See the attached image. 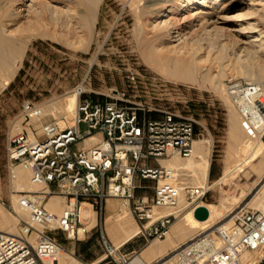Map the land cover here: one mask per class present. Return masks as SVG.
<instances>
[{"label":"built area","instance_id":"1","mask_svg":"<svg viewBox=\"0 0 264 264\" xmlns=\"http://www.w3.org/2000/svg\"><path fill=\"white\" fill-rule=\"evenodd\" d=\"M224 85L246 135L263 139L264 80L228 77ZM83 93L76 104L74 124L61 127L56 121L45 122L39 132L33 131V137L22 130L9 141L12 176L18 167L27 169L38 188L19 191L17 201L9 205L10 212H24L26 217H21L17 234L0 231V264L57 260L66 249L55 233H63L70 240L78 238L79 230L85 228L84 203L101 210L110 197L128 206L132 203L131 211L140 223L138 233L148 241L166 237L181 214V190L172 183L160 159L192 156L195 141L202 135L197 132L196 119L174 108H153L159 114L152 116L144 107L130 105L125 93L118 91L102 100ZM23 112L24 120L41 115L32 101L23 104ZM87 139H91L89 145L85 144ZM137 179L156 182L151 200L147 196L136 198V188L142 186ZM182 190L193 210L208 191L188 185ZM54 195L66 200L60 215L46 207ZM153 207H173L174 211L155 214ZM101 234L107 262L130 264L131 258L108 240L103 229ZM245 252L254 259L247 260ZM172 257L175 264H264V212L242 207L227 223L181 244Z\"/></svg>","mask_w":264,"mask_h":264},{"label":"rangeland","instance_id":"2","mask_svg":"<svg viewBox=\"0 0 264 264\" xmlns=\"http://www.w3.org/2000/svg\"><path fill=\"white\" fill-rule=\"evenodd\" d=\"M63 1L72 5L69 0H33V2L28 0L26 4L30 3L35 7L37 6L40 9L38 11L39 9L32 8V5L21 4L25 8V11H22L24 16L18 17L16 28L19 31L18 36H21L26 42L25 53L17 72L9 84L0 91V208L5 210L4 213L15 218V213L10 212L8 207L12 202L17 201H15L13 194L20 193L16 191L13 185V176L9 168L8 147L11 137L22 130H28V126L37 133L45 122L56 121L61 127L74 124L73 122L61 123L60 121H64V119H58L53 114L44 116L38 125L33 122V119L24 120L23 104L26 101H32L38 107L48 105V103L52 104L62 97L68 96V94L72 95L81 84L85 88L83 96L86 95L95 100L109 99L118 91L125 93V98L130 101V105L144 107L147 113L152 116L159 114L152 110L153 108H174L193 116L196 119L197 132L203 135L204 140H211L212 142L208 181L211 184L218 181L224 173L226 150L231 141L230 117L235 112L242 122L240 115L231 100L228 101L229 98L227 99L225 91L218 92L212 88H198L180 84L165 77L146 62L143 52L148 53L155 43L151 33L147 34L144 31L143 23L149 17L152 3L150 4L148 0H139L140 4H136L138 3L137 0L135 2L130 0H102L97 11L96 23L92 33L89 34L86 32L88 30L83 29L77 23L78 13L85 8L83 4L73 3L74 9H78L75 11V17L71 20L73 27L70 31L67 30L66 26V28L64 26L61 28L58 24L54 25L48 4H55L60 9H65ZM15 3L16 0H0V8L13 9V7L18 6ZM257 18L261 17L258 16ZM189 22L190 19L184 20L179 17L175 26L182 28L186 26L185 31L196 39V36L200 35L201 32H198V25L189 27L187 25ZM232 24L233 22H227L220 24V26ZM65 31L69 36L65 35ZM43 32L47 33L48 36H44ZM53 35H57L58 38L51 37ZM82 37L91 39L88 49H81L76 45L70 46L67 43V38L77 42ZM227 62L231 63L230 61ZM254 62L256 65L254 68L257 69V63H263L264 58L255 59ZM236 64L239 65L238 62ZM228 67L226 66L227 72L231 71ZM132 76L135 78L132 79ZM228 77L232 76L226 75L222 78L223 84ZM81 127L83 128L84 125ZM245 135L244 129L242 136ZM181 158L182 160L188 159ZM176 180L175 183L178 185H188L206 190L201 184L190 183L188 179ZM140 184L142 186L137 187L135 191L136 198L147 196L151 200L155 194L156 182L143 180ZM207 190L205 196L196 201V204H221L222 201H225L228 205L235 206V211L242 207L263 210L259 204L264 200V175L259 177V174L251 167L240 171L234 179L219 181ZM183 192L185 195V190ZM241 193H243L241 201L236 205L233 204L235 195ZM184 195L180 194L181 214L171 224L167 236L151 239L150 243L152 241H165L174 224L183 221L184 216L193 209V204L188 205ZM225 197L227 198L225 199ZM118 201L124 214L110 218V222L116 223L117 220L125 216L137 224L134 220L136 216L131 211L133 204L127 206L124 205L123 200L118 199ZM165 208L157 207V211H163ZM92 209L96 211V223L89 228L91 231L85 236V241L67 239L63 233L57 235V238L66 248L65 252L71 254L77 261L84 264H102L108 259L105 258L101 230L103 229L104 234L112 244L116 246L117 244L109 234L108 223L102 219V210L99 207L93 208L90 204L84 203L82 205L84 217L88 218ZM60 214L61 212L57 215ZM232 214L229 216L231 217ZM229 216L217 225L227 222L230 219ZM212 229L213 227L208 230L211 231ZM84 230V228L80 229V237L84 236ZM195 231L201 233L207 230L204 231L201 226L196 227L194 231L173 242L161 256L153 257L154 259L149 264H160L171 258L174 249L189 240ZM73 244L79 246L81 252L84 251L83 255L89 261H85L78 256L77 252L73 253L69 249ZM172 262L171 264H175V260ZM107 264L117 263L112 261Z\"/></svg>","mask_w":264,"mask_h":264},{"label":"bare ground","instance_id":"3","mask_svg":"<svg viewBox=\"0 0 264 264\" xmlns=\"http://www.w3.org/2000/svg\"><path fill=\"white\" fill-rule=\"evenodd\" d=\"M27 1L16 0L15 4L18 6L13 7V9L0 8V91L9 84L17 72L25 53L26 42L21 36H18L17 33L19 31L16 28V24L18 17L22 15V11H25V8L21 4H26ZM29 1L33 2V0ZM69 1L72 2L73 6L71 3L63 1L64 4H62L65 6V9H60L55 4H48V9L51 11V19L55 23L54 25L58 24L61 28L62 26H66L67 30L70 31L73 27L71 20L75 17V11L78 9L77 6V9H74L73 3H79L85 5V8L83 11L79 10L77 23L83 29L88 30L86 32L92 33V29L96 23L97 11L102 0ZM130 1L135 2L136 0ZM136 2H138L136 4H140L139 0ZM148 2L152 3V5L150 7V14H148L149 17H145L146 19L143 22L144 31L147 34L151 33L155 43L152 45V48L149 47L150 51L148 50V53L143 52V56H145L146 62L165 77L187 86L212 88L218 92L225 91V93L226 90L225 85L222 83V78L226 75L232 77L246 76L253 81L264 80L261 79L264 78V62H258L257 69L254 68L255 59L264 58V0H148ZM26 5L30 6L32 4L28 3ZM37 9L35 10L37 11ZM258 16L261 18H257ZM179 17L184 20L190 19L189 24L187 23L189 27L198 25L199 30H197L201 34L196 36L195 39L188 34L189 32L185 31L187 29L186 26L183 28L180 26L176 27L175 24ZM227 22H233V24L220 26V24ZM42 34L48 36L47 33L43 32ZM67 34L65 31V35ZM51 37L58 38L57 35ZM90 40V38L82 37L79 41L75 42L76 40L72 41L67 38V43L70 46L76 45L81 49H88ZM237 62L239 65L236 64ZM226 66H229L228 68L231 71L227 72ZM82 91H85L83 84L75 89L72 95L68 94V96L60 97V100L52 104L42 105L39 107L41 115L33 118V122L38 125L44 116L53 114L58 119H64V121H60L61 123H75L76 104ZM226 97L227 99L229 98L227 93ZM233 113L230 117L231 141L226 150V166L223 175L218 181L213 184L208 181L212 142L211 140H204L203 135L195 141L194 152L187 160H182L178 155L160 159V163L167 168L172 183L182 191H180L182 196L184 195V190H182L184 185L175 183L176 179H188L190 183L201 184L207 189L219 181L234 179L240 171H244L247 167L253 168L259 174V177L264 174V140L261 138L253 140L247 135L242 136L244 125L240 122L236 113ZM27 129L33 137L34 132L32 128L28 126ZM85 143L89 145L91 139H87ZM30 175L29 170L18 167L12 178L16 191H23L25 189L36 190L38 188L37 185L32 183ZM13 197L16 201L19 193L13 194ZM242 197L243 193L236 194L233 204L239 203ZM203 204L209 209V217L206 220L201 221L196 219L194 210H190L184 216L183 221L174 224L172 232H170L165 241H152L141 256H135L131 259L130 264H146L153 257L165 253L168 247L173 244V234L184 236L194 231L198 226H201V229L205 231L219 224L235 211V206H230L225 201H222L221 204ZM124 205L128 206L127 203ZM64 206H66V200L61 195H54L46 201V207L56 215L62 212ZM259 207L264 212V200L260 202ZM152 210L154 213L157 212L155 214L162 212V214H167L174 211L173 207H166L163 211H157V208L153 207ZM4 211L3 208H0V231L7 234H17L19 221L21 217H26V213L19 211L18 214L14 215L15 218H12L5 214ZM95 223L96 211L93 210V217L89 222L85 223V229L91 228ZM107 223L111 235L121 234L120 240H115L117 247L140 231L139 225L134 224L125 216L117 220L116 223H111L110 218H108ZM199 234L198 231H195L190 239ZM244 257L249 261L254 259L253 255L249 252H245ZM172 260H174L173 257L160 264H171L173 263ZM47 264L84 263L77 261L68 252L62 251L59 253L57 260L48 261Z\"/></svg>","mask_w":264,"mask_h":264},{"label":"crops","instance_id":"4","mask_svg":"<svg viewBox=\"0 0 264 264\" xmlns=\"http://www.w3.org/2000/svg\"><path fill=\"white\" fill-rule=\"evenodd\" d=\"M86 142V141H85ZM86 144V143H85ZM264 175V174H263ZM137 182H142V180L137 179ZM88 209V208H87ZM85 210V209H84ZM123 209L121 208V205L118 201L117 198H113L110 197L108 199H106L103 209H102V219L105 220V222L107 223L108 218H112V217H116V215H121L123 214ZM93 217V210H91V214L88 218L84 217V211H83V218L82 220L84 221V223L89 222ZM135 222L139 225L140 227V223L139 221L134 218ZM95 228V227H94ZM173 228V227H172ZM85 229V228H84ZM91 231V229H87L84 231V236L80 237V233L78 235V238L76 240L79 241H85L86 240V235L89 234ZM172 232V230H171ZM60 232L55 233L56 237L57 235H59ZM110 234V233H109ZM111 238L115 241V240H120L121 238V234H110ZM178 238H181V236H178L176 234H173L172 236V242H176ZM80 244V243H79ZM150 245V242L148 241V239L146 237H144L142 234L140 233H136L135 235H133L132 237H130L129 239H127L125 242H123L120 245V250L121 252L127 254L130 258L134 257V256H141L146 250L147 247ZM66 249V248H65ZM71 251H73V253L77 252L79 257H82V259H84L85 261H89L87 258H85L84 251L81 252V248L78 246H76V244H73L70 248ZM161 256V255H159ZM158 257V256H156ZM155 258V257H154ZM152 258L149 262H147L146 264L151 263V261L154 259ZM108 262H103L102 264H107Z\"/></svg>","mask_w":264,"mask_h":264},{"label":"water","instance_id":"5","mask_svg":"<svg viewBox=\"0 0 264 264\" xmlns=\"http://www.w3.org/2000/svg\"><path fill=\"white\" fill-rule=\"evenodd\" d=\"M194 216L198 220H206L209 217V209L204 204H199L194 209Z\"/></svg>","mask_w":264,"mask_h":264}]
</instances>
